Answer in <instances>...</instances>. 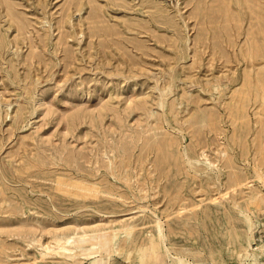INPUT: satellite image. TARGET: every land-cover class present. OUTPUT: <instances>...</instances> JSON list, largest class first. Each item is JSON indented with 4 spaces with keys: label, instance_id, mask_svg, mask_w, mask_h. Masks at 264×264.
Listing matches in <instances>:
<instances>
[{
    "label": "rangeland",
    "instance_id": "374dc122",
    "mask_svg": "<svg viewBox=\"0 0 264 264\" xmlns=\"http://www.w3.org/2000/svg\"><path fill=\"white\" fill-rule=\"evenodd\" d=\"M262 248L264 0H0V264Z\"/></svg>",
    "mask_w": 264,
    "mask_h": 264
},
{
    "label": "bare ground",
    "instance_id": "6f19581e",
    "mask_svg": "<svg viewBox=\"0 0 264 264\" xmlns=\"http://www.w3.org/2000/svg\"><path fill=\"white\" fill-rule=\"evenodd\" d=\"M65 248H66V247H65ZM262 249H263V248H262ZM101 251H102V250H100V249L96 250V252L93 251V252L89 255L90 258H91V259H96V258L100 257ZM254 251H255V249H254ZM263 251H264V249H263ZM263 251H262V252H263ZM111 255H112V254H111ZM102 256H103V255H102ZM173 259H177V258L173 257Z\"/></svg>",
    "mask_w": 264,
    "mask_h": 264
},
{
    "label": "crops",
    "instance_id": "0c3cea01",
    "mask_svg": "<svg viewBox=\"0 0 264 264\" xmlns=\"http://www.w3.org/2000/svg\"><path fill=\"white\" fill-rule=\"evenodd\" d=\"M261 264H264V260L261 261Z\"/></svg>",
    "mask_w": 264,
    "mask_h": 264
}]
</instances>
